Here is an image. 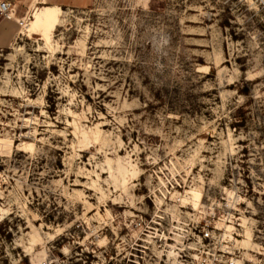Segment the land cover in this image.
<instances>
[{
	"label": "rangeland",
	"instance_id": "obj_1",
	"mask_svg": "<svg viewBox=\"0 0 264 264\" xmlns=\"http://www.w3.org/2000/svg\"><path fill=\"white\" fill-rule=\"evenodd\" d=\"M49 4L0 38V264H264V0H87L28 34Z\"/></svg>",
	"mask_w": 264,
	"mask_h": 264
},
{
	"label": "crops",
	"instance_id": "obj_2",
	"mask_svg": "<svg viewBox=\"0 0 264 264\" xmlns=\"http://www.w3.org/2000/svg\"><path fill=\"white\" fill-rule=\"evenodd\" d=\"M87 0H12L10 1L13 6L14 19L11 17L9 19H3L0 21V38L2 40V45H9L12 43L13 39L16 38V33H18L17 22L24 20L25 16L32 11L33 5L36 6L33 9V12L38 9L37 3H50L49 5H70L74 7H81L85 4ZM48 5V4H45ZM23 8V11H20L18 16L17 10ZM32 12V14H33ZM19 20V21H18Z\"/></svg>",
	"mask_w": 264,
	"mask_h": 264
},
{
	"label": "bare ground",
	"instance_id": "obj_3",
	"mask_svg": "<svg viewBox=\"0 0 264 264\" xmlns=\"http://www.w3.org/2000/svg\"><path fill=\"white\" fill-rule=\"evenodd\" d=\"M60 11L61 10L57 6H47L36 13L35 18L31 19L29 24L25 27V31L28 34L41 32V34L46 37L57 25Z\"/></svg>",
	"mask_w": 264,
	"mask_h": 264
},
{
	"label": "built area",
	"instance_id": "obj_4",
	"mask_svg": "<svg viewBox=\"0 0 264 264\" xmlns=\"http://www.w3.org/2000/svg\"><path fill=\"white\" fill-rule=\"evenodd\" d=\"M12 9H13L12 3L9 0H0V13L1 14L5 15V16H11ZM203 238L210 239L211 238L210 232H207V231L204 232ZM202 251L203 250H200L201 254H200V256H197L198 259L197 258H190V256L185 255L186 261H184L185 262L184 264L199 263L200 261H202L201 259H203V256H204L203 254H206L207 257H208V255H210V256L212 255L214 260H219L218 258L222 259V257L216 256L217 253L211 252L210 248H208L206 251L205 250L203 252ZM183 257H184L183 255H180L181 259ZM192 257H194V256H192ZM182 261H183V259H182ZM201 264H203V263H201ZM226 264H235V262H233L231 259H229L228 261H226Z\"/></svg>",
	"mask_w": 264,
	"mask_h": 264
}]
</instances>
